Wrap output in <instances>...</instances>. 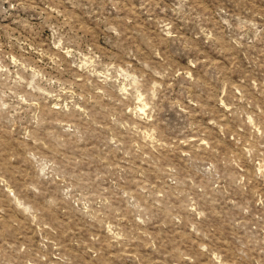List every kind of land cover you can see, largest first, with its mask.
<instances>
[{
  "label": "rangeland",
  "instance_id": "374dc122",
  "mask_svg": "<svg viewBox=\"0 0 264 264\" xmlns=\"http://www.w3.org/2000/svg\"><path fill=\"white\" fill-rule=\"evenodd\" d=\"M0 264H264V0H0Z\"/></svg>",
  "mask_w": 264,
  "mask_h": 264
}]
</instances>
